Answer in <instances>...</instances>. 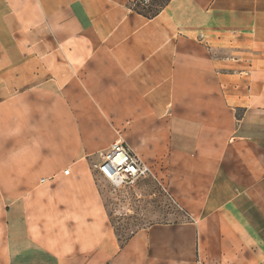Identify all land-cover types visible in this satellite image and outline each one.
<instances>
[{
    "label": "crops",
    "instance_id": "1",
    "mask_svg": "<svg viewBox=\"0 0 264 264\" xmlns=\"http://www.w3.org/2000/svg\"><path fill=\"white\" fill-rule=\"evenodd\" d=\"M118 139L188 220L118 240ZM0 264H264V0H0Z\"/></svg>",
    "mask_w": 264,
    "mask_h": 264
},
{
    "label": "rangeland",
    "instance_id": "2",
    "mask_svg": "<svg viewBox=\"0 0 264 264\" xmlns=\"http://www.w3.org/2000/svg\"><path fill=\"white\" fill-rule=\"evenodd\" d=\"M150 3L146 4L149 10L152 8ZM94 180L108 221L121 243L152 224L189 219L185 209L151 176L130 186L114 187L94 171Z\"/></svg>",
    "mask_w": 264,
    "mask_h": 264
},
{
    "label": "built area",
    "instance_id": "3",
    "mask_svg": "<svg viewBox=\"0 0 264 264\" xmlns=\"http://www.w3.org/2000/svg\"><path fill=\"white\" fill-rule=\"evenodd\" d=\"M98 156L99 160L91 164L92 170L114 187L130 186L141 178L153 176L150 168L119 139L99 152ZM63 173L68 174L69 169Z\"/></svg>",
    "mask_w": 264,
    "mask_h": 264
},
{
    "label": "trees",
    "instance_id": "4",
    "mask_svg": "<svg viewBox=\"0 0 264 264\" xmlns=\"http://www.w3.org/2000/svg\"><path fill=\"white\" fill-rule=\"evenodd\" d=\"M140 11H142V10H140ZM145 13H148V12H145Z\"/></svg>",
    "mask_w": 264,
    "mask_h": 264
}]
</instances>
